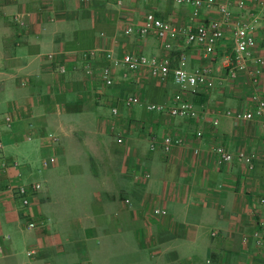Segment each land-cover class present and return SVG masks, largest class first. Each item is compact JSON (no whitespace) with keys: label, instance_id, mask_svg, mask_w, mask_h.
Returning a JSON list of instances; mask_svg holds the SVG:
<instances>
[{"label":"crops","instance_id":"1","mask_svg":"<svg viewBox=\"0 0 264 264\" xmlns=\"http://www.w3.org/2000/svg\"><path fill=\"white\" fill-rule=\"evenodd\" d=\"M122 2L0 0V121L12 118L0 127V264H264V245L254 238L244 242L264 223V116L238 122L223 115L249 111L255 97L264 96V66L258 79L253 76L256 58H264V3L218 0L231 14L227 39L207 58L184 35L167 52L154 34L124 31H136L148 12L189 29L223 22L217 7L194 18L191 6L173 1ZM237 20L250 26L257 44L246 70L231 80ZM97 49L117 59L185 54L187 70H210L214 87L185 92L197 118L152 113L147 104L172 106L181 87L172 77L153 83L146 67L132 74L124 66L106 87L83 71V55ZM60 64L66 73H59ZM107 65L98 52L97 73ZM135 94L143 104L124 108L125 97ZM165 136L183 145L168 152L160 144L151 148L153 138ZM221 145L252 156L255 169L237 161L219 164L215 149ZM51 158L55 163L44 167ZM21 182L42 186L32 200L33 230L22 201L7 188Z\"/></svg>","mask_w":264,"mask_h":264},{"label":"built area","instance_id":"2","mask_svg":"<svg viewBox=\"0 0 264 264\" xmlns=\"http://www.w3.org/2000/svg\"><path fill=\"white\" fill-rule=\"evenodd\" d=\"M16 2L17 0H13ZM117 6H122V0H111ZM157 1V0H149ZM162 2L168 3L173 1L177 5H187L191 6L193 9L192 15L194 18H199L201 12L205 9H211L217 7L219 12L223 15L225 20L221 21H210V22H201L194 29H189L186 27H176L170 22L164 21L158 18L153 12H148L146 14L144 23L139 26L136 31L133 26H128L124 33L127 36L132 35L134 32H137L141 38H145L150 34H154L157 39L162 41L163 49L167 52L172 51L173 42H175L179 36L184 35L186 38V43L188 45H195L201 48L204 52L205 57L211 58L215 55L216 48L218 44L227 39L225 32V23L230 19V11L228 4L225 2H218V0H160ZM257 4H263L264 0H255ZM239 7H243L244 3L239 2ZM264 14V12H263ZM255 21L259 20L258 16H253ZM17 23L21 24L22 21L17 18ZM234 32L232 34V48H233V57L231 64L229 65L227 72L228 77L231 80L236 79L239 76V73H242L246 70L247 62L251 59V50L256 47V39L251 34V28L249 25L244 23L242 20H237L234 23ZM98 52H103L108 65L103 67L99 73L97 69L94 68L93 62L96 60ZM84 64L83 71L86 75L94 76L99 78V80L106 86L111 87L114 85L115 80L113 77V72L116 68L124 66L129 73L140 72L142 68L146 67L149 72L150 80L155 84H165L171 77L174 82L178 84L182 91H179L173 97V105H155L147 104L146 109L149 112H160L167 113L172 117L176 118H197L198 111L196 110L195 105L186 98V93L191 92V90L198 89L200 87L213 88L214 82L212 79L211 71L206 68L197 69L194 72L187 70V57L185 54H180L179 57L174 60L169 56H153L149 57L146 55H135L133 53H128L122 56V58L117 59L112 51H102L94 50L92 52H87L84 55ZM52 58V56H50ZM256 64L259 66L253 71V76L256 79L261 74L262 67L264 66V58H256ZM59 73H66L67 67L64 64H60L58 67ZM125 77L128 78L129 75L125 74ZM131 77V76H130ZM186 92V93H185ZM143 101L138 95H129L126 96L123 100V106L126 109H132L137 105H142ZM113 115L117 116L119 113L118 108H113ZM224 116L232 118L238 122H246L254 119L262 118L264 116V96L255 97L253 109L242 112L234 110H226L223 113ZM12 121L10 116H5L3 121H0V127L3 123L9 125ZM218 118L213 120L214 125L218 123ZM2 122V123H1ZM204 133L199 131L196 133L198 139L203 138ZM49 138L53 141H58L57 137L53 134L49 135ZM119 143H123V140L120 139ZM160 144L165 151H170L173 146L183 145V139H173L171 136H165L161 140H156L153 138L151 148L155 149L157 145ZM4 150V145L0 140V155ZM198 153V151H195ZM215 155L217 157L219 164H230L235 161L245 164L250 172L255 169L253 164V157L248 156L244 153L233 154L228 151L225 146H218L215 149ZM55 159L51 158L49 161H44V167H47L49 164H54ZM3 168L6 169V163H3ZM17 177L21 179L22 174L18 173ZM19 179V180H20ZM8 190L12 191L14 195H17L22 201V205L26 210L27 228L33 230L36 228V222L31 216V207L32 200L40 192L42 186L40 183H33L27 185L21 182L18 185L10 184ZM128 202V201H127ZM262 206H264V198L260 200ZM157 215H166V210H155ZM261 229L255 230L251 234L244 237V242L247 243L251 238L256 240L257 246L264 245V223H260ZM7 238H10L7 236ZM2 249L0 248V253ZM31 256V254H29ZM204 264H212L211 260H207Z\"/></svg>","mask_w":264,"mask_h":264}]
</instances>
